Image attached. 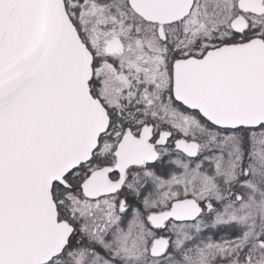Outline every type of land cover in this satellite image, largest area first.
Listing matches in <instances>:
<instances>
[{"label":"snow or ice","instance_id":"6c2138e0","mask_svg":"<svg viewBox=\"0 0 264 264\" xmlns=\"http://www.w3.org/2000/svg\"><path fill=\"white\" fill-rule=\"evenodd\" d=\"M0 264H264V0H0Z\"/></svg>","mask_w":264,"mask_h":264}]
</instances>
